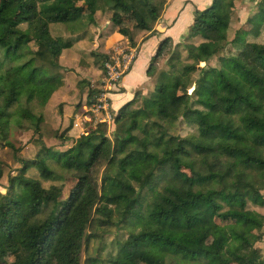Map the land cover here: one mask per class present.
I'll return each mask as SVG.
<instances>
[{
    "label": "trees",
    "instance_id": "trees-1",
    "mask_svg": "<svg viewBox=\"0 0 264 264\" xmlns=\"http://www.w3.org/2000/svg\"><path fill=\"white\" fill-rule=\"evenodd\" d=\"M236 1L194 9L186 36L200 40L185 50L189 63L172 62V38L160 39L146 75L170 55L164 80L149 98L135 90L110 133L105 122L88 124L65 148L70 139L55 132L64 147L56 150L41 136L44 110L60 85L59 59L75 44L51 25L76 35L107 9L113 33L134 47L124 18L151 36L167 1L0 0V145L19 163L0 193V264H82L91 238L116 226L125 237L86 264H264L252 238L264 234V37L248 39L239 26L229 38ZM252 20L264 25V0ZM228 45L234 50L208 68ZM92 55L105 72L108 54ZM78 85L90 105L99 91L84 79ZM179 122L193 130L180 135ZM24 129L37 144L30 157L14 138Z\"/></svg>",
    "mask_w": 264,
    "mask_h": 264
},
{
    "label": "rangeland",
    "instance_id": "rangeland-1",
    "mask_svg": "<svg viewBox=\"0 0 264 264\" xmlns=\"http://www.w3.org/2000/svg\"><path fill=\"white\" fill-rule=\"evenodd\" d=\"M167 4L170 2L161 14L160 19L155 24V33L151 36L148 31L137 30L133 27V21L129 16L124 18L123 24L128 26L133 35L134 47H131L128 39L120 34L113 33V27L110 23L111 12L107 9L103 11H97L92 21H89L87 27L75 34H70L63 25L53 24L51 25V33L53 36H61L62 38H70L74 41L73 53L69 55H62L59 59L60 63V85L56 90L54 101L46 108L44 113V123L42 124V139L47 146H50L56 150L64 149L73 143L74 139L80 134L86 131L88 124L94 125L96 122H105L107 125V133H110L114 128L113 116L115 114L116 106L113 104L106 110L93 111L92 106L86 105V97L88 93L87 86L81 87L78 85V81L81 79L86 80L91 86L101 91L107 90L108 94L122 93L121 84H119L122 77L118 78V81L111 83L107 80V73L99 70L93 59V52L108 54V63L111 66L117 67L124 64H129L132 67L134 77H127L126 84H130L132 78L140 85L135 89L139 90L141 94L149 98L153 95L155 85L161 80H164L163 73L168 70L170 65V55L159 59L156 63V71L152 77L146 75V69L149 66V59L154 54L157 44L165 36H170L175 45L172 56L176 59V64H186L189 60H186V48L193 49L199 42L198 37L189 38L186 36L187 29L193 19L194 9H203L208 6L211 0H166ZM257 2L259 0H237L235 2L234 11V23L232 24V30L229 38H233V32L241 26L244 28L250 36L252 35L257 41H261L264 37V25L259 27L258 24L252 20V16L257 10ZM82 19L87 22V16L83 15ZM259 29V30H258ZM259 31V32H258ZM77 36H82V39H77ZM150 36V37H149ZM149 37V38H148ZM143 38H147L143 41ZM32 46V44H31ZM141 47V48H140ZM234 47L228 45L218 56L211 58L207 65L218 66L219 57L227 56ZM203 66V62L199 63ZM142 68L144 70L142 71ZM143 72V73H142ZM144 74V77L141 76ZM129 75V74H127ZM123 76V74L121 75ZM126 77V76H125ZM197 77V73L194 74V78ZM141 78L143 79L141 81ZM110 84V85H109ZM129 88V87H128ZM127 90V89H126ZM135 92V91H134ZM192 92V87L187 91L188 94ZM134 95V93H133ZM192 100V99H191ZM111 102L110 99H108ZM59 106V109L57 108ZM41 110V107L37 106ZM107 113V114H106ZM72 119V122L70 121ZM193 129L191 126L184 123H178V133L182 136L188 134ZM64 134L70 140L67 142V146L62 147V141L54 134ZM17 146L20 144L22 157H30L36 151L37 144L35 143V136L31 130L17 131L14 135ZM19 167V163L13 158L12 150L7 145H0V193L5 192V186H7V175L13 173L15 168ZM50 183L43 181L44 186H48ZM58 184L59 183H54ZM72 182H66L61 184L58 190L59 193L67 194L68 189L71 187ZM264 213V208H257ZM99 237L91 238L89 244L84 247L82 255V264H86L88 257L95 256L99 253L100 257L106 258V255L111 249V242L122 239L125 237V229L122 226L101 228L99 231ZM252 238L255 239L254 246L259 249L260 254L264 256V234L261 239H256L257 234L254 233ZM108 264V263H106ZM237 264V263H234Z\"/></svg>",
    "mask_w": 264,
    "mask_h": 264
},
{
    "label": "built area",
    "instance_id": "built-area-1",
    "mask_svg": "<svg viewBox=\"0 0 264 264\" xmlns=\"http://www.w3.org/2000/svg\"><path fill=\"white\" fill-rule=\"evenodd\" d=\"M128 63H129L128 65L124 64L122 68V66L120 65L115 67V66H111L108 62H106L105 67L107 73V80L111 83H115L116 81H118V78L122 77L121 75L122 74L124 75L130 69V62ZM108 99L109 97L107 90L101 91L100 93L96 94L91 99V103H93L92 110L93 111L106 110L109 107Z\"/></svg>",
    "mask_w": 264,
    "mask_h": 264
},
{
    "label": "crops",
    "instance_id": "crops-1",
    "mask_svg": "<svg viewBox=\"0 0 264 264\" xmlns=\"http://www.w3.org/2000/svg\"><path fill=\"white\" fill-rule=\"evenodd\" d=\"M169 5H170V2L168 3V7H169ZM132 68H133V65H132V67H130L129 72L127 73L129 75H127V74L123 75L121 80L119 81L120 82L119 84H121V88H122L121 90L123 92L122 93H111V92H109V94H108V97L111 100V102H109V106L113 107V104H114L117 107L116 110L121 105H123L126 101H128L132 98L135 89L140 85V83H137L138 81H135L134 78H132L130 80V84H128V85L125 82V80L127 81V77H130V76L134 77L135 76L134 73L132 72ZM143 70H144V68H142V71ZM141 77L143 78L144 74ZM142 78H141V81L143 80Z\"/></svg>",
    "mask_w": 264,
    "mask_h": 264
}]
</instances>
